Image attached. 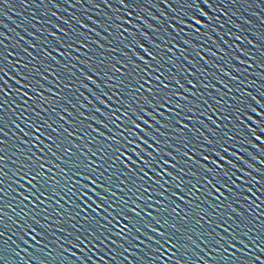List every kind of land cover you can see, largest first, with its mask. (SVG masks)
<instances>
[{"label":"water","instance_id":"95a60500","mask_svg":"<svg viewBox=\"0 0 264 264\" xmlns=\"http://www.w3.org/2000/svg\"><path fill=\"white\" fill-rule=\"evenodd\" d=\"M200 9L207 15L201 16ZM193 12L203 24L193 26ZM137 82L144 85L139 92L130 87ZM0 85V240L16 249L15 264H48L59 251L64 252L59 264H83L81 258L87 264H160L159 244L151 239H160L156 228L174 231L173 240L179 242L166 264H264V140L251 134L255 129L264 135L252 119L264 116L251 110L254 105L264 112V0H0ZM149 87L162 88L159 96L170 94L168 107L176 109L161 108L164 115L155 119L144 114L153 120L145 126L164 150L156 158L172 161L157 182L136 175V154L124 148L127 131L117 130L130 122L119 119L125 100L154 110L145 98L158 101L159 96ZM113 136L120 142L109 139ZM140 144L137 149L147 158L151 149ZM201 144L208 147L190 151ZM118 148L132 157V168L123 173L120 161L111 167ZM216 160L223 170H217ZM41 164L49 184L41 186L39 178L29 184L25 175L35 174ZM78 171L107 185H95L107 197L96 196L105 205L100 215L91 198V207H79L78 181H89ZM87 215L96 221L87 223ZM24 223L35 227L34 240L28 235L18 239ZM105 223L111 231L101 228Z\"/></svg>","mask_w":264,"mask_h":264},{"label":"snow or ice","instance_id":"6c2138e0","mask_svg":"<svg viewBox=\"0 0 264 264\" xmlns=\"http://www.w3.org/2000/svg\"><path fill=\"white\" fill-rule=\"evenodd\" d=\"M191 2L195 3L196 0H191ZM201 13V16H206L207 13L203 11V9L199 10ZM192 22H193V26L195 27V25H199V24H203L204 20L200 18V16H197L195 14V12H193L192 14ZM139 44V47L144 49V51L147 52L148 57H153L155 58V54L149 50L142 42H137ZM129 47H132V44H129ZM140 59L146 60L147 57L141 56ZM131 64L133 66V68H136V61L133 60L131 61ZM117 71H121L120 69H117ZM143 71L145 73H147V68L143 69ZM106 74V73H105ZM150 75V73H148ZM13 79H15V77H13ZM89 79H92V77H89ZM157 80L160 79L159 76L156 77ZM150 83V82H149ZM117 87H119V85H117ZM130 87H135L136 92H139L141 89L144 88L143 84H140L139 82H137L136 85L130 86ZM3 86L0 85V89H2ZM147 91L149 93H153L154 95L159 96L160 93L163 92L162 88H147ZM169 95L170 94H166L163 96H159V100H153V99H149V98H145V103L146 104H151L153 105L154 110L149 112L147 108H137L133 105L132 100L131 99H127L124 102L127 105V108L124 110V114L122 117H120L119 119L124 120L125 118H127L128 121H130L129 123L123 124V125H118L117 126V130L119 131V128L123 127L126 129L127 131V136L125 137V139L127 140V143L124 145V148H128L131 147V151L133 153L136 154V161L135 163L137 164V166H139L140 171L138 173H136L137 176H140V178L143 180L144 177H149L150 179H152L154 182H157V176H159L160 178H163V176L165 174H168V168L165 167V165H171L172 161L171 160H164L162 157L161 158H156L157 154L161 151H164L163 149H161L158 145L159 142L155 139V134L153 132L150 131V127H146L145 125H149L152 126L153 125V120L152 119H147L145 118V113L148 114V116L152 117L153 119H155L157 117V114L159 115H164V113L161 112V108L167 109L168 112H172L175 113L176 109L173 108H169L168 105L169 103H172L173 101H171L169 99ZM97 99L105 102L103 100V97H99L97 96ZM132 99H135V97L133 96ZM159 102L160 107H156V103ZM2 107V106H0ZM178 107H182V105H178ZM251 110L254 113H259L261 116H264V112H260V109L256 106H251ZM106 115L109 116H114L115 113H106ZM244 115H248V113H244ZM93 119H95V117H93ZM189 119H192V117H189ZM231 119V118H230ZM252 119L256 121L257 126L261 127L262 129H264V119H257L255 115L252 116ZM101 123H104L103 121ZM113 124H116L117 121L113 120L112 121ZM180 124H183V121H179ZM170 127H175V125H169ZM105 127H108L107 124H105ZM249 128H251V126H249ZM0 131H3V129H0ZM37 131H39V129H37ZM58 131V129H57ZM97 133L100 132V129H96ZM178 131L181 133L182 136H184L185 139H187L186 135H185V130L183 127L179 128ZM140 132H144L148 135V137H151L152 139H145L144 136L140 135ZM251 134L259 140H264V135L259 134L255 129H252ZM71 135H77V133H72ZM119 136H124V132L120 131L119 132ZM119 136H113V137H109V139L116 141L117 143L120 142L119 140ZM138 138V139H137ZM231 138V137H229ZM51 139V138H50ZM143 141V144H148L151 151L149 152L148 157L146 158L143 154H141L140 151H138L137 146L139 145L140 147H143L142 144H140V142ZM209 143H213L212 140H209ZM59 147V145H57ZM111 147V146H109ZM208 147V145H204L201 144L199 146V148L196 149H191L190 151H200L204 148ZM145 151H148V149H144ZM66 151L71 154V149L68 148L66 149ZM101 152L106 153L105 149H100ZM118 155H113L112 156V160L114 161L111 165L112 168H116L117 165L115 164V161H120L121 164H123L125 167L120 169V172L123 173L127 170H130L132 168V165L128 163V161L132 160V157L129 155V153L127 151H124L122 148H118L117 150ZM213 151H216L217 153L222 154L221 152V148H214ZM168 155H171V153H168ZM185 155L189 156V158L191 160H194V157L190 156L189 151H185ZM125 157L127 159H125ZM3 157H0V160H2ZM29 159H31V157H29ZM205 160H209L211 159V157L209 156H205L204 157ZM224 159L226 160L227 157H224ZM216 165H217V170H223L225 165L222 164L220 162V160H216ZM46 166L41 164L39 166V170L35 172V174H33L32 172H29L25 175V179H27L29 184H32L33 180L36 179H40L41 181V186H44L45 184H49L48 178L46 173L43 171V169ZM86 167H89L91 169V171L93 172H98L99 169L98 168H92L91 165H87ZM205 168H207V165H204ZM67 171V170H65ZM152 172H155L156 175H151ZM77 176H86L87 180L89 181V183L84 184L83 181H78L82 187L76 191H78L79 194V199L83 202L82 205H79V207H83L84 205H87L88 207H91V205H88V198L93 199L94 201H96V196L99 195L101 200L107 199V197H104L102 194L97 193L96 187L95 185L99 184V186L101 188H105L107 187L106 184L100 183L96 178H94L90 173H85V172H77L76 173ZM117 175H119V173H117ZM67 179V177H65ZM108 180H111L112 177L109 176L107 178ZM241 180H243V177L240 178ZM205 182L207 183H211L209 177L207 175H205L204 177ZM17 183H19V181H16ZM233 183H235V181H233ZM225 189L228 190H232L231 186L227 184L226 181L223 182ZM135 187V185H133ZM33 187H36L35 185H33ZM65 187H67L65 185ZM117 187H119V185H117ZM183 187V185L181 184H177V188ZM213 187L215 188V185H213ZM75 190V188L73 187V189H69V191H73ZM107 190L109 192L112 191L111 188H107ZM221 189L220 188H216V192H220ZM90 193L93 194L90 197ZM33 196L36 197L37 200H39V196H36V193L33 192L32 193ZM42 195H46V193H42ZM161 195H163V192L161 193ZM176 197H178L179 199L183 200L186 199V197H182L180 196V193L177 192L175 193ZM31 200V198H29ZM149 200L152 199L151 196L148 197ZM32 203H35L34 201H32ZM57 204H59V200L56 201ZM110 208H115V205H110ZM160 207L163 208L164 207V202L161 201L160 203ZM105 209V205L101 202L96 201V208L94 209V211L97 212L98 215H100L102 213V210ZM85 211L87 209H84ZM133 212H136V209L133 208L132 209ZM175 211V209L173 210ZM70 217H71V212L69 213ZM77 215H79V213H77ZM120 216H124L123 211L120 212L119 214ZM149 216L152 215L151 212L148 213ZM74 218V217H72ZM103 219L105 221L108 220V217L105 216L103 217ZM130 222H134L135 218L134 217H128ZM184 219L187 221L188 217H184ZM32 220L35 222L36 221V217L33 216ZM84 221H86L87 223L91 224L92 222L96 221V217L95 216H84L83 218ZM157 223H159V221H157ZM150 227H152L151 225H149ZM47 227L50 228V225H47ZM123 227H128L127 225H123ZM221 228H223V225H220ZM19 228L23 229V232L20 233L18 235V239L23 240L25 235L31 236L32 239H35V236H32V233L36 231L35 227L33 226L32 223H24V224H20ZM102 229H108V231H111L110 228H108V224L105 223L101 226ZM172 229L176 228V225L173 224L171 225ZM137 231H140V229H137ZM155 231L159 234L160 239L157 240L156 236H152L151 239L152 241H156L159 244V248H158V252H159V261L160 264H166V260L165 257L167 256V259H172V249L174 247H176V245L179 243L178 241L174 242L173 240V236L176 234L174 231H162L160 228H156ZM89 233L90 235H94L95 232L92 229H89ZM122 235V233H120ZM10 239V237L8 238ZM110 239V238H109ZM125 239H127V237H125ZM140 239L139 236L136 237V240L138 241ZM189 239H191V237H189ZM77 240H79V237H77ZM231 248L235 249L236 245L233 244L230 240L228 241ZM42 243V242H41ZM145 243L147 244L148 241H145ZM217 244H220V241L217 240L216 241ZM76 248L79 249L80 248V243L77 242L75 244ZM59 247L61 249H63L64 245H59ZM95 247H98V245H94L93 250L95 249ZM137 247H139V245L137 244ZM217 252L220 251L219 248L216 249ZM25 252L28 251L27 248L24 249ZM41 251L44 252L45 250L43 248H41ZM68 252H71L72 249L68 248L67 249ZM130 251V250H129ZM225 252H228V249H224ZM242 252H244V249H241ZM16 252V249L12 247V245H10L8 243L7 239L4 240H0V264H15V260L14 257L12 255V253ZM235 253L233 252L232 255H234ZM46 256L48 257H52L53 253L52 252H46L45 253ZM209 256H211V253L208 254ZM64 257V252L63 251H59L56 253V257L53 258L51 261L48 262V264H59V258ZM66 259V257H65ZM81 260L83 261V264H87L86 260H83V258H81ZM152 264H155V262H152ZM253 264H255V262H253Z\"/></svg>","mask_w":264,"mask_h":264}]
</instances>
